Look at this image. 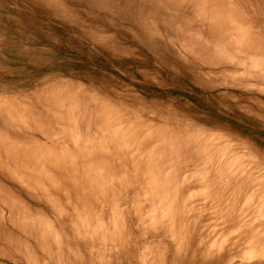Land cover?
<instances>
[{
	"label": "rangeland",
	"instance_id": "1",
	"mask_svg": "<svg viewBox=\"0 0 264 264\" xmlns=\"http://www.w3.org/2000/svg\"><path fill=\"white\" fill-rule=\"evenodd\" d=\"M231 14L263 45L264 0H0V264H264V64L224 70Z\"/></svg>",
	"mask_w": 264,
	"mask_h": 264
},
{
	"label": "bare ground",
	"instance_id": "2",
	"mask_svg": "<svg viewBox=\"0 0 264 264\" xmlns=\"http://www.w3.org/2000/svg\"><path fill=\"white\" fill-rule=\"evenodd\" d=\"M217 16H218V15H217ZM210 17H211V15H210ZM224 17L226 18V16H224ZM212 18H213V17H212ZM217 18L219 19V17H217ZM225 18H222V17H221V21H220V22H221L220 27H222L221 32L224 30V31H223L224 33L222 32L221 34H223L224 36H227V37L229 38V40H230L231 42H233V44L241 43L239 46H240V50H241V48L243 49V50H242V51H243V53H242L243 55L240 56L239 58H237L236 56H235L236 58H235L234 56H231L230 61L227 63V65H224V66H223V67H224V70H227V71H230V72H233V73H237V72H239V70L242 69V70H245V72H248V71H246V70H250V69H252V67H256V66H257V67H260V73L263 72V71H262L263 69H262L261 64H264V62L261 60V57H263L264 54L260 53L261 50H260L259 48H262V47L264 46V43H263V45H261V42H260L261 39L259 38V35H258V36L255 35V36H257V40L254 39V38L252 37V35H251L250 38H249V35H250L251 31H247V33H249V35H248V34L246 33V30H247V29H245V27H243V25H240V26H239V25L237 24V22L240 21L241 19L238 20V17L236 16V14H231V15L228 16L227 19H225ZM213 20H214V18H213ZM216 22H217V21H216ZM210 23H211V21H210ZM214 23H215V22H214ZM212 25H213V23H212ZM217 25H218V24H217ZM211 27H212V26H211ZM214 27H215V26H214ZM217 27H218V26H217ZM217 27H215V28H217ZM219 33H220V29H219ZM245 33L248 35V38H246L247 35L245 36ZM252 33H253V32H252ZM252 33H251V34H252ZM223 39H224V38H223ZM253 39H254V40H253ZM255 40H256V41H255ZM224 42H226V41H224ZM254 42H255V45H257L255 48L253 47ZM228 43H229V41H228ZM232 46H233V45H232ZM235 46H236V45H235ZM241 46H242V47H241ZM224 48H225V47H224ZM236 48H237V47H236ZM256 50H259V51L256 52ZM220 66H221V65H220ZM249 73H250V72H249ZM258 75H259V74H258ZM259 76H260V75H259ZM233 82H235V81H233ZM0 106H1V105H0ZM2 106H3V105H2ZM4 106H5V105H4ZM4 106H3V108H4ZM8 109H9V108H8ZM0 110H2V109H0ZM6 110H7V109H6ZM9 110H10V109H9ZM2 111H3V110H2ZM7 111H8V110H7ZM4 112H5V111H4ZM5 113H6V112H5ZM9 113H11V112L9 111ZM2 114H3V113H2ZM2 114H0V115H2ZM17 120H18V119H17ZM18 122H19V120H18ZM0 136H1V135H0ZM2 137H4V136H2ZM6 138H8V136H7ZM6 138H4V139L6 140ZM8 139H10V137H9ZM1 141H2V140H1ZM3 141H4V140H3ZM3 141L1 142L2 144H3ZM7 141L10 142V150H11V148H13V147H11V145H12V146H15V148H16V145L18 144L17 141H16V143H15L16 145H13V143L11 144V141H12L11 139H10V141H9V140H7ZM4 142H5V141H4ZM12 142H14V141H12ZM32 142H33V143H32ZM32 142H31V143H28V142H27V143H25V142H24V143H21V142L19 143V144H20V145H19L20 147H21V144H23V146H24L25 148H24L23 146H22L21 148H23L22 150H24V151L26 152V153H23V151L21 150L22 153H21V151H20V154H21L20 156H22V157L24 158L26 154L29 155V154L27 153V149H30V147H33V149H35V148L37 147V145L40 147V145H39V142H40V141H36V142H35V141H32ZM37 142H38V143H37ZM6 143H7V142H6ZM34 143H35V145H34ZM36 143H37V144H36ZM7 144H9V143H7ZM24 144H25L26 146H25ZM27 144H28V145H29V144H33L34 146L30 145V146L27 148V146H28ZM41 145H42V144H41ZM42 146L45 148L44 144H43ZM17 147H18V146H17ZM34 147H35V148H34ZM47 147H48V146H47ZM47 147H46V149L43 148L44 150H43L42 148H40V149H42V151H43V154H42V155L45 156V152H46V154H47L46 157H44V160H45V161L43 160V158L40 160V162L43 161V162L45 163L44 165H46V160H50V161H51V159H49V158L47 157V156H50V155L48 154V153H49L48 150L50 151L51 149H49V148L47 149ZM8 148H9V147H8ZM8 148L6 147V149H8ZM15 148L13 149L14 151H13V150L10 151L11 154L14 152V155H15V151H16V150H17V152H19L18 148H17L16 150H15ZM21 148H20V149H21ZM2 149H4L5 151L8 152V150H6L5 147L2 148ZM35 150H36V149H35ZM37 150H38V149H37ZM46 150H47V151H46ZM52 150H53V149H52ZM5 151H3V152L5 153ZM32 151H33V152H32ZM39 151L41 152V150H39ZM39 151H38V152H39ZM44 151H45V152H44ZM17 152H16V153H17ZM29 152H30V153L32 152L31 155H32L33 157H36V156H34V154H35V153H34V150H30ZM35 152H36V151H35ZM50 152H51V151H50ZM53 152H54V151H53ZM53 152H51L50 154H52ZM58 152H60V151H58ZM4 153H3L2 156L5 155ZM10 153H9V154H10ZM11 154H10V155H11ZM18 154H19V153H18ZM23 154H24V155H23ZM58 154H59V153H58ZM100 154H101V153H100ZM14 155H13V158H12L11 156H9V155H8V157H6V158L11 157L12 162H10V161H11L10 158H9L10 161L7 160L8 162L11 163V164L9 163V165H11V167H13V166L15 167V164H12L13 162H15ZM31 155H30V157H32ZM38 155H39V154H38ZM38 155H37V156H38ZM52 155L55 157L54 154H52ZM52 155H51V156H52ZM5 156H6V155H5ZM15 156H16V155H15ZM17 156H19V155H17ZM17 156H16L15 158H17ZM59 156H60V155H59ZM64 156H65V155H64ZM0 157H1V155H0ZM27 157H28V156H27ZM33 157H32V158H33ZM54 157H53V158H54ZM23 158L20 157V159H23ZM25 158H26V157H25ZM25 158H24V159H25ZM40 158H41V157H40ZM50 158H52V157H50ZM65 158H66V161H67L68 159H67L66 156H65ZM18 159H19V157H18ZM24 159H23V161H24ZM28 159H29V157H28L26 160H28ZM54 159H56V158H54ZM2 160H5V159H2V158H1L0 162H1ZM13 160H14V161H13ZM38 160H39V158H38ZM62 160H63V159H62ZM71 160H72V158H71ZM78 160H79V159H78ZM23 161L21 160L20 162L23 163ZM28 161H31V162H29V164H30V163L32 164V162L35 161V159L33 158V160L30 159V160H28ZM28 161H25V162L28 163ZM68 161H69V160H68ZM68 161H67V164H66L65 161H64V163H65L66 165H68L69 162L71 163V161H69V162H68ZM16 162H17V159H16ZM16 162H15V163H16ZM18 162H19V160H18ZM36 162H38V161H36ZM36 162H35V164H36ZM51 162H52V161H51ZM4 163H6V162H4ZM56 163H57V162H56ZM59 163H60V162H59ZM62 163H63V162H62ZM1 164H2V163H0V165H1ZM17 164H18V168H17V167H16V168H17L19 171H20V170H23V169L25 170L26 167H24L23 164L20 163L21 166H23V169H19L20 164H19V163H17ZM29 164H26V165H29ZM31 164H30V166H27L28 169L31 168ZM39 164H41V163H39ZM72 164H73V163H71V166H72ZM5 165H6V164H5ZM5 165H4V166H5ZM9 165H7L9 168H8V169H5V170H9V169H10V166H9ZM24 165H25V164H24ZM33 165H34V162H33L32 166H33ZM42 165H43V164H42ZM48 165H49V167H50L51 164H49V162H48L46 166H48ZM52 165H53V166H56V165L53 164V163H52ZM63 165H64V164H63ZM66 165H65V166H66ZM74 165H75V164H74ZM76 165H77V164H76ZM76 165H75V166H76ZM78 165H79V164H78ZM7 166H6V167H7ZM39 166H40V169H41V165H39ZM14 167H13V168H14ZM34 167H35V165H34ZM34 167L31 168L32 171L28 170V171L32 172V174L29 173V172L27 171V169H26V171L28 172V174H29V175L31 174V175H30V176H32L31 178L34 179V175H35V176H37V175L39 176L40 174H41V177H42V173H43L42 170L45 171L44 167H43V169L40 170L42 173H38L37 171H39V169H38V170L36 169V171H34V172H37V175H36L35 173H34V175H33V169H34ZM36 167H37V166H36ZM66 167H67V166H66ZM68 167L70 168V166H68ZM16 168H14V169L17 170ZM20 168H21V167H20ZM52 168H54V167H52ZM57 168H59V167H57ZM73 168H74V170H75V168H77V166H76V167H72V168H70L71 171L69 170V173L71 172L72 176L75 175V179H77V175H78V173L76 172L77 170L74 171ZM82 168H83V167H82ZM14 169L11 170V171H14ZM47 169H48V168H47ZM50 169H51V167H50ZM59 169H60V168H59ZM18 170H17V171H18ZM24 170H23V171H24ZM34 170H35V169H34ZM48 170H49V169H48ZM67 170H68V169H67ZM11 171H10V173H11ZM17 171L12 172L10 175H12V174H15V175H16V174H17ZM26 171H25V172H26ZM49 171H51V170H49ZM49 171H47V172L50 174ZM55 171H56V170H55ZM7 172H8V171H7ZM20 172H21V171H20ZM20 172H19V173H20ZM47 172H46V173H47ZM57 172H58V170H57ZM63 172H64V170H63ZM74 172H76L77 175H76ZM19 173H18V174H19ZM79 173H80V171H79ZM28 174H27V175H28ZM49 174H48L49 177L47 176V178H48V180L50 181V179L53 178L54 176H53V175L51 176V175H49ZM65 174L67 175L68 173L65 172ZM6 175H7V174H6ZM15 175H14V176H15ZM19 175H20V174H19ZM21 175H23V174H21ZM88 175H89V174H88ZM88 175H86V176H88ZM12 176H13V175H12ZM12 176H11V177H12ZM14 176H13V177H14ZM16 176H17V175H16ZM24 176H25V178H23ZM24 176H22V177H21V176H18V177L23 178V181H22V179H16V180L13 179V178H11V179H13V180H15V181H17V182L20 181V180H21L22 182H24V180L26 179V180H29V181H27V182H29L28 184L30 185V183H31V181H33V179L31 180V179L29 178L30 176H29V177L26 176V173L24 174ZM38 176H37V178H38ZM50 176H51V177H50ZM86 176H85V177H86ZM93 176H94V175H93ZM18 177H17V178H18ZM26 177H27L28 179H27ZM41 177L39 176V179H34V182H35L36 184L33 182V185H35V186L37 185V183H38L37 180L44 179V178H41ZM43 177H44V174H43ZM60 177H61V176H59V178H60ZM83 177H84V176H83ZM85 177H84V178H85ZM14 178H15V177H14ZM35 178H36V177H35ZM49 178H50V179H49ZM65 178H66V177H65ZM70 178H71V177H70ZM84 178H82V180H83ZM90 178H91V177H90ZM45 179H46V178H45ZM45 179H44V181H45ZM71 179H72V178H71ZM75 179H74V182L76 181ZM26 180H25V181H26ZM30 180H31V181H30ZM53 180L55 181V178H53ZM82 180H81V178H80V179L77 181V183H78V182H81V184H82ZM46 181H47V179H46ZM49 181H47V182H49ZM57 181H58V179H57ZM68 181H69V183L72 182V184H74L73 179H72V181H71L70 179H69ZM22 182H20V183H22ZM27 182H25V183H23V184L26 185ZM39 182H41V181H39ZM60 182H61V180H60ZM93 182H94V181H93ZM18 183H19V182H18ZM20 183H19V184H20ZM49 183H50V182H49ZM84 183H85V181H84ZM84 183H83V184H84ZM87 183L89 184V182H87ZM99 183H100V182H99ZM28 184H27L26 186H28ZM38 184L40 185L41 183H38ZM53 184H54V183H53ZM58 184H59V183H58ZM60 184H61V183H60ZM60 184H59V187H57V189H60V188H61ZM42 185H43V183H42L40 186L42 187ZM78 185H79V187H81L80 184H78ZM100 185H101V184H100ZM21 186H22V187H25V186H23V185H21ZM35 186H34V190H35V191H34L32 188H30V186H29V189L31 190V192H30L29 190H28V191H29L30 193H32V194H35V193H33V191H34V192L39 191V194H40V195H43V194L46 195L45 192H44V190H43L44 193L41 192L42 190H41V191L39 190L40 186L38 187V185L36 186V187H38V189H37V191H36V189H35L36 187H35ZM50 186H51V185H50ZM84 186H85V184H84ZM31 187H33V186L31 185ZM52 187L55 188L56 185H55V187L52 185L51 188H52ZM76 187H77V185H76ZM85 187H87V186H85ZM85 187H83L82 189L85 190V189H86ZM89 187H90V186H89ZM26 188L28 189V187H26ZM44 188H45V187L43 186L42 189H44ZM87 188H88V187H87ZM90 188H91V187H90ZM46 189H47V188H46ZM46 189H45V190H46ZM62 189H64V188H62ZM32 190H33V191H32ZM60 190H61V189H60ZM86 190H87V189H86ZM86 190H85V191H86ZM90 190H91V189H90ZM46 192H47V196L49 197V195H48V190H46ZM41 193H43V194H41ZM100 194H101V193H100ZM40 195H37V196H40ZM44 195H43V196H44ZM47 196H46V197H47ZM0 209H1V208H0ZM0 211H1V210H0ZM9 212H11V211H9ZM0 214H1V217H2L3 212L0 213ZM28 215H29V214H28ZM32 215H33V214H32ZM25 216L28 217L27 219H30V216H27V214H26ZM26 217H25V218H26ZM33 217H35V216H33ZM33 217H32V218H33ZM25 218H23V219H25ZM35 218L38 219V220H36V222H35V223L38 224V221H40V220H39L38 217H35ZM40 218H41V216H40ZM1 219H2V218H1ZM19 220L21 221V219H19ZM33 220L35 221V219H32L31 222H34ZM45 220H46V219H45ZM45 220H44V221H45ZM25 221H26V220H25ZM25 221H24V222H25ZM42 221H43V220H41L40 224H38V225L34 223L35 228H34V230H33L32 233H34L35 230L38 231V229H40L39 227L37 228L36 225H37V226L40 225V227H41V224H43ZM46 221H47V220H46ZM17 222H18V221H17ZM22 222H23V221H22ZM27 222H28V220L26 221V228H27V227H30V226L33 225L31 222H30L31 224L28 223V224H29V225H28ZM47 223L50 224L48 221L46 222V224H47ZM17 225H19V227H20V224H17ZM27 225H28V226H27ZM43 225L45 226V223H44ZM43 225H42V226H43ZM22 226H23V225H22ZM22 226H21V227H22ZM24 226H25V225H24ZM44 226H43V229H44ZM49 226H50V225H49ZM101 226L103 227L102 224H101ZM1 227H2V226H0V228H1ZM26 228H25V230H26ZM30 228H33V227H30ZM48 228H49V227H48ZM103 228H104V227H103ZM108 228H109V227H108ZM41 229H42V227H41ZM43 229H42V230H43ZM45 229L47 230V228H45ZM45 229H44V230H45ZM101 229H102V228H101ZM104 229H105V228H104ZM30 230H32V229H29V228H28V231H29V232H31ZM42 230H40L41 232H40V231H39V232H37V231L35 232L36 234H39V237L37 236V238H36V239H37V242H39L41 239H43V237L45 236V234H46L47 232H48V233H49V232H52V231H51L52 229H50V228H49L50 231H46V230H45L46 232H45V231L43 232ZM99 231H100V230H99ZM42 232L45 233V234H44V235H43V234H40V233H42ZM101 232H102V230H101ZM103 232H105V231H103ZM35 233H34V234H35ZM48 233H47V234H48ZM34 234H31V235H34ZM50 234H51V233H50ZM41 235H43V236H41ZM40 237H42V238H40ZM39 238H40V239H39ZM54 238H55V237H54ZM103 238H104V237H103ZM105 238H106V237H105ZM38 239H39V240H38ZM55 240H56V238H55ZM102 240H103V239H102ZM107 240H108V238H106V241L103 240V243L105 244V243L107 242ZM111 240H112V239L108 240V242L111 241ZM42 241H43V240H42ZM120 241H121V240H120ZM122 241H123V240H122ZM103 243H102V244H103ZM105 245H106V244H105Z\"/></svg>",
	"mask_w": 264,
	"mask_h": 264
}]
</instances>
